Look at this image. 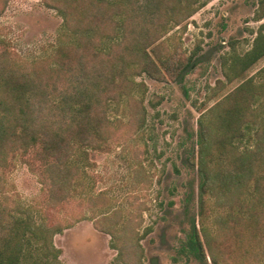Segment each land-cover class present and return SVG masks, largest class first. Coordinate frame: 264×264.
Here are the masks:
<instances>
[{
    "label": "trees",
    "instance_id": "trees-1",
    "mask_svg": "<svg viewBox=\"0 0 264 264\" xmlns=\"http://www.w3.org/2000/svg\"><path fill=\"white\" fill-rule=\"evenodd\" d=\"M40 1L61 18L48 55L21 58L0 38V168L19 157L35 172L46 213L83 190L90 153L110 144V131L124 117L112 112L133 109L135 123L144 124V107L132 95L143 86L135 76L167 74L181 83L195 67L200 56L176 49L163 55L158 40L207 0ZM263 56L264 32L258 30L243 54L231 53L228 65L224 58V76H241ZM255 75L197 118L191 152L199 175L197 214L179 252L211 264H264V65ZM105 221L94 219V227L116 246L118 230ZM61 230L48 219L36 221L28 207L14 212L0 206V264H22L23 245L31 243L45 247L44 264H61L52 245ZM130 238L138 243L136 232Z\"/></svg>",
    "mask_w": 264,
    "mask_h": 264
},
{
    "label": "rangeland",
    "instance_id": "rangeland-1",
    "mask_svg": "<svg viewBox=\"0 0 264 264\" xmlns=\"http://www.w3.org/2000/svg\"><path fill=\"white\" fill-rule=\"evenodd\" d=\"M60 23L40 0H0V38L21 58L48 55ZM258 30L264 32V2L207 0L158 40L163 55L176 49L183 56H200L195 67L181 83L167 74L159 79L134 77L143 84L135 86L132 95L144 107L145 122L140 127L135 123L133 109L111 113L124 117L110 131V144L90 153L83 190L67 205L45 213L38 175L17 157L3 172L0 168V206L14 212L28 207L36 221L41 217L61 227L52 236L61 264H211L190 251L179 252L197 214L199 175L191 164L197 118L247 77L256 78L264 56L231 81L224 76L222 62L233 52L249 49ZM103 217L118 230L117 247L111 245L110 234L94 227V219ZM133 231L138 243L130 238ZM23 248L22 264H31L37 256L38 264H44V246L31 243Z\"/></svg>",
    "mask_w": 264,
    "mask_h": 264
}]
</instances>
